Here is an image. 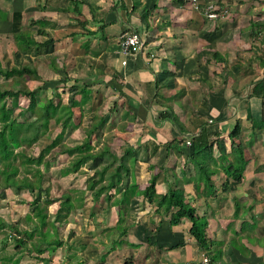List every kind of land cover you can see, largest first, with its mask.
<instances>
[{"label": "crops", "instance_id": "obj_1", "mask_svg": "<svg viewBox=\"0 0 264 264\" xmlns=\"http://www.w3.org/2000/svg\"><path fill=\"white\" fill-rule=\"evenodd\" d=\"M210 2L226 12L208 17L204 8ZM145 8L152 10L147 13ZM126 29L144 39L143 48L130 56L120 51L119 37ZM21 31L37 42L54 39L44 47L34 42L20 48L43 59L46 71L57 77L52 87L66 86L72 92L75 83L88 82L101 93L103 85L110 89L118 106L108 110L106 118L119 124L120 133L127 130L123 135L132 133L123 150L128 144L140 147L139 161L129 162L133 174L137 166L150 162L158 168L161 159L157 196L168 194L170 187L182 190L196 215L207 220L204 249L190 233L191 220L182 217L173 224L174 208H158L157 196L149 201L145 188L152 175L123 178L119 187L90 200L94 210H107L103 222L93 228V243L78 233L76 245L68 242L76 249L73 256L83 252L81 259L76 255L79 264L87 262L88 247L92 264H186L202 249L213 264H264V127L253 128L252 122L253 117L264 121V98L250 95L254 84L264 79L259 58L264 55V0H0V34L15 40ZM238 120L242 129L232 141L229 134ZM203 123L217 125L221 132L223 150L216 144L215 158L224 151L226 161H233L237 142L244 145L248 163L243 180L230 179L228 191L222 183L229 176L220 167L212 175L215 192L207 195L203 185L197 190L191 149L182 153L185 144L180 140L171 149L167 145L198 133ZM217 162L219 166L220 159ZM233 182L245 190L231 192ZM132 185L136 190L128 191ZM121 211L124 230L110 242L109 230L118 226Z\"/></svg>", "mask_w": 264, "mask_h": 264}, {"label": "trees", "instance_id": "obj_2", "mask_svg": "<svg viewBox=\"0 0 264 264\" xmlns=\"http://www.w3.org/2000/svg\"><path fill=\"white\" fill-rule=\"evenodd\" d=\"M151 10L145 8L147 13L151 12ZM44 32V30H38V33ZM15 40L22 41L27 45H22L21 48L29 47L34 42L40 47L54 42L52 37L37 42L36 39H33L25 31L16 33ZM263 57L264 55L259 56L262 62L264 61ZM54 62L55 59H52L51 63ZM52 65L57 70L56 66ZM0 77L2 80L0 81V195H5L7 191L15 187L16 189H14L17 191L29 189L33 193L36 192L35 195H38L37 192L43 189L46 195L51 196L50 185L46 184L50 179L46 171L49 170L51 162L58 163L57 161L63 155L72 157L69 165L60 170L63 176H68L73 172L79 171L83 165L89 162L92 164L91 168L95 170L92 176H90L92 179L88 189L76 190L82 192L86 198L90 196L91 200L97 199L104 191L108 192L113 188L119 187L123 178H129L133 175L134 167L132 168L129 162L130 159H133L135 162L139 161L140 147L135 148L128 144L120 155L110 149L108 145H104L96 150L94 149L93 139L100 136L105 129H109L114 124L113 121L107 122L105 116L99 112L93 115L89 126L84 128L85 135L81 143L70 144L64 142L68 130L79 128L84 112L89 110L86 106H88L94 95L90 83H75L72 87L74 91L69 97L68 102H66L63 101V96L70 89H67L66 86L55 85L48 87L44 84L38 85L35 88L30 86V80H41L37 65L32 62H24L9 67L4 66L0 59ZM63 81L66 82L67 78H63ZM12 84H16L18 87L14 88ZM48 88H51L53 91L51 95L47 92ZM39 91H42V94H39ZM250 95L264 98V79L254 84L250 90ZM23 97L28 99V103L24 106L20 105ZM117 106V102L114 101L108 110L110 112L115 111ZM17 109L18 112H16ZM252 122L253 128L261 129L264 127V121H258L255 117L252 118ZM52 125L59 127L56 136H53L50 132ZM241 129L242 124L238 120L234 129L229 134L232 141H236V137ZM42 136H47L50 141L41 146L36 152H28L23 147L37 143ZM220 136L221 132L217 125L203 123L198 133L189 135L188 137L182 136L181 139L176 138L167 144L171 149L173 148V144L177 140H180L181 143L184 142L185 144L180 150L182 153H187L186 147L187 149H191V153L188 156L193 160L196 169V175L193 179L197 184V190L203 185L207 195L214 193L216 190V184L212 175L219 171L218 167L222 168L229 176L222 183L223 189L228 191L230 189V179L235 181L243 180L244 171L248 163L245 157L244 145L239 142H237L232 152L234 155L233 161H226L228 158L224 151H222L219 158H215L214 146L218 144L219 149L223 150ZM188 140L191 141L189 144L187 143ZM147 144V141L141 143V145ZM156 145L158 148V144ZM17 148L20 149L17 150ZM157 148L154 149L155 152ZM204 157H207V161L205 159L202 161ZM217 159H220L219 166H217ZM146 161H150V158L148 157ZM210 164L214 165L213 168H210ZM154 166L155 164L150 162V169H153ZM12 178H17L19 184L11 182ZM104 180L106 182H103ZM136 188L137 185H132L128 188V191L133 192ZM68 191L64 190L62 192L60 206L54 216L51 214L54 219L50 218L48 220L47 211H45V207L42 206L38 196L28 201L33 208H31L32 213L31 210L26 212V220L32 222V226L35 222L38 224L39 221L44 226L50 221L53 226L52 231L43 232V235H50L48 244H45V242L40 243V239L38 242H34V248L38 252V255H41L45 251H48L52 255L56 253L59 246L65 243L62 236L63 225L68 221L67 215L69 212L78 206L74 202V196ZM145 194L150 202H153L157 196L156 175L151 176L149 184L145 188ZM107 197L109 199V196ZM51 201H54L53 198H48L44 204H49ZM81 205L83 204L81 203ZM157 205L158 208L165 207L168 211L173 208L175 209L170 218L173 224L179 223L182 217H187L191 220L190 233L204 249L207 247V220L196 215L194 206L186 201L182 190L170 187L168 194H158ZM35 216L37 220H34ZM119 216L120 221L118 226L113 229L119 228L122 224V211L119 213ZM3 226H8L13 231V233L3 232L4 235L1 241L4 243V248L10 236L15 242V247L18 249L10 255V258L3 256L0 252V260H3L1 264H9L5 262L6 259L12 261L16 253L18 255L21 253L19 251L23 250V248H29L27 242L29 239H33L36 224L30 230L24 231H21L16 224H0V228ZM121 229L124 230V228ZM21 254L15 260L18 264L20 263ZM42 259L45 261V264H49L52 257Z\"/></svg>", "mask_w": 264, "mask_h": 264}, {"label": "rangeland", "instance_id": "obj_3", "mask_svg": "<svg viewBox=\"0 0 264 264\" xmlns=\"http://www.w3.org/2000/svg\"><path fill=\"white\" fill-rule=\"evenodd\" d=\"M38 35V34H37ZM33 35V36H37ZM40 38V35H38ZM20 45H16L15 40L12 37H8L7 34H0V59L3 62L4 66H12V64H19L22 62H28V61H34L33 63H37V67H39V73L42 77V82L44 84L46 78H49V81H46L45 86L50 87L51 80L53 79L57 81V77L52 78V74H49L48 71H46V64L43 61V59L37 58L35 51L29 50V52H24L22 49H20ZM0 81L1 77H0ZM38 80H33L29 82L31 87H37L38 85H41ZM12 87L17 88L18 85L12 84ZM100 88L102 89V93L98 91V88H92L93 93L95 95L94 102L91 100L88 104L86 110V114L83 116L81 125L79 128L75 130H68V133L66 134L64 138V142L70 143V144H77L81 143L84 137V128L89 126L93 119V115H95L97 112L105 116L108 115L109 111V104L110 106L113 105L114 97H111L112 95L110 92V89L107 86H102ZM47 92L51 95L52 90L51 88H48ZM44 91V90H42ZM42 91H39V94H42ZM70 92V89H68L67 93L63 96V101L68 102L69 97L73 93ZM59 92V90H57ZM100 92V93H99ZM115 96V95H113ZM110 97V99H109ZM116 98V97H115ZM111 100V101H109ZM28 103V99L23 97L21 99L20 105H26ZM18 112V109L16 110ZM107 112V113H106ZM25 118V117H24ZM109 118V117H108ZM111 122L112 119L110 121ZM108 124V123H107ZM120 126L116 123L112 125L109 129H105L103 133L101 134L102 138H97V140L94 142V149H98L99 146L108 145L110 149L117 152L119 155L122 154L123 146L126 144V141L132 139L133 135L131 132L124 133V131L127 132V130H121L122 133L119 131ZM59 131V127L57 125H52L51 127V134L53 136H56V134ZM50 139L47 136L40 137L39 141L37 143H34L30 146H23L26 148L28 152L31 151H37L40 149L41 146L49 142ZM99 142V144H97ZM100 148V147H99ZM20 148H17V150ZM163 155V154H162ZM157 158V157H155ZM161 158V157H160ZM72 160V157L70 156H61L60 160L56 162H51L49 170L46 171L47 175L49 176V182H46V184L50 185V195H46L45 190H41L40 192H37L38 195H35L32 191L29 189H22V190H15L16 188L13 187L9 191L6 192L5 195H0V224L5 223L7 224H16L17 227L21 231L24 230H30L35 224H36V231L34 232L33 239H29L27 242V246L29 248H23V250L19 251L21 252V258L19 264H45V261L42 258H50L52 257L51 263L49 264H79L80 260H77L78 255L81 259L83 258L82 253L79 254L76 252V254L73 256L72 254L75 252V247L69 248V243L74 242L76 245L77 242V233L78 237L81 235L82 239H86L85 241H88L90 245L93 243L94 240V234H93V228H97L98 222H103V217H105V214L107 213V210L102 208L101 206H98L93 209L92 204L90 203V196L86 198L82 192L76 191L81 189H87L91 182L92 173L95 169H92V164L89 162L88 164L83 165L79 171L73 172L72 174L68 176H63L60 173V170L67 165H69L70 161ZM155 160V159H154ZM206 160V159H205ZM157 166L153 169H150L149 165L142 164L136 167V171L132 176V178H148L151 175H156V178H162V169L160 168V164L162 163V160L157 161ZM1 166V165H0ZM133 168V167H132ZM134 169V168H133ZM45 170V168H44ZM220 179H218L219 181ZM223 179L220 180L222 182ZM250 180V179H249ZM248 180V181H249ZM11 182L18 183L17 178H12ZM221 185V183H219ZM17 186V185H14ZM15 188V189H14ZM235 189H237V193L243 192L245 189L243 187L242 183L233 182L231 185V192H235ZM64 190H69L70 193L74 196V202L78 204V206L74 209H72L69 214L67 215L68 221L63 225L62 229V236L64 238L65 243L57 249L56 253L50 255L48 251H45L41 255H38V252L34 248V242H45V244H48V240L50 235H43V232L47 233L48 231H52V224L50 221L44 226V224L39 221L37 224L32 226V222H28L26 220L25 214L26 212H29L31 208H33L28 201L33 199L34 197H39V200L42 204V206L45 207V211H47L48 214V220L50 218L52 219L54 214L56 213L57 209L60 206V200L62 199V192ZM68 191V192H69ZM232 194V193H231ZM48 198H53L54 201H51L49 204H44L45 200ZM81 203L83 205H81ZM95 211L96 213L94 215L91 214V212ZM32 213V210H31ZM110 213V212H109ZM51 214L53 216H51ZM112 215V210L109 216ZM54 219V218H53ZM110 219V218H109ZM34 220H37V217L35 216ZM106 223H110L109 221H106ZM103 224V223H102ZM105 224V223H104ZM50 228V229H49ZM121 227L117 229H111L109 230L108 238H110V242L114 240L119 233ZM8 226L1 227L0 228V252L3 254V256L10 258V255L13 254L15 250H18L15 246V242L12 239V237L9 236L8 241L4 248V243H2L1 238L3 237V232L7 231L8 233H13V231L10 230ZM122 231V230H121ZM80 237V238H81ZM79 239V238H78ZM69 242V243H68ZM87 242V243H88ZM83 249V248H82ZM92 249L88 247L89 253H91ZM74 251V252H72ZM87 250H84V259L87 261L84 264H92V256L89 255ZM18 252V253H19ZM20 254L17 255V253L14 255V259L8 260L6 259L5 262L9 264H18L15 260L20 257ZM41 256V257H39ZM90 256V257H89ZM0 260V264H1ZM11 261V263H10ZM82 263V262H81Z\"/></svg>", "mask_w": 264, "mask_h": 264}, {"label": "built area", "instance_id": "obj_4", "mask_svg": "<svg viewBox=\"0 0 264 264\" xmlns=\"http://www.w3.org/2000/svg\"><path fill=\"white\" fill-rule=\"evenodd\" d=\"M192 2L198 4V0H191ZM222 12H226V9H220L217 7L216 3L210 2L204 8V13L210 18L218 17ZM120 51L125 56H130L135 52L140 51L144 46V39L142 36L134 29L124 30L119 37ZM126 63V59L123 60ZM191 141L188 140L189 144ZM186 264H213L210 254L207 250H201L199 256L192 260H188Z\"/></svg>", "mask_w": 264, "mask_h": 264}]
</instances>
